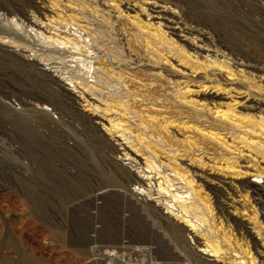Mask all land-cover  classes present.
<instances>
[{
	"label": "rangeland",
	"instance_id": "1",
	"mask_svg": "<svg viewBox=\"0 0 264 264\" xmlns=\"http://www.w3.org/2000/svg\"><path fill=\"white\" fill-rule=\"evenodd\" d=\"M249 186H264V0H0V264H124L84 253L123 242L162 264L214 246L217 264H264ZM113 191L148 237L71 241L70 208Z\"/></svg>",
	"mask_w": 264,
	"mask_h": 264
},
{
	"label": "water",
	"instance_id": "2",
	"mask_svg": "<svg viewBox=\"0 0 264 264\" xmlns=\"http://www.w3.org/2000/svg\"><path fill=\"white\" fill-rule=\"evenodd\" d=\"M96 204L92 205L95 211L83 217H80L78 211L84 204L70 208L66 222L67 234L71 241L86 245L95 238L119 241L125 236L137 240L148 237L149 232L142 225V221L132 213L131 202L121 199L118 192H111V198L105 197Z\"/></svg>",
	"mask_w": 264,
	"mask_h": 264
},
{
	"label": "built area",
	"instance_id": "3",
	"mask_svg": "<svg viewBox=\"0 0 264 264\" xmlns=\"http://www.w3.org/2000/svg\"><path fill=\"white\" fill-rule=\"evenodd\" d=\"M101 247L108 248L109 251L114 252L115 255L119 254L123 259L124 264H162L156 257L154 248L152 246L147 244L132 245L128 244L127 242H123L122 244L117 245L115 244L109 246H99L92 249H86L84 253H86L89 261L94 263L97 262V256L100 254L101 250L96 249H100ZM113 260L114 261L112 262V264H115L116 260L119 261V258ZM105 261H108V259H106Z\"/></svg>",
	"mask_w": 264,
	"mask_h": 264
},
{
	"label": "bare ground",
	"instance_id": "4",
	"mask_svg": "<svg viewBox=\"0 0 264 264\" xmlns=\"http://www.w3.org/2000/svg\"><path fill=\"white\" fill-rule=\"evenodd\" d=\"M27 21H29V20H27ZM176 23V22H175ZM129 151H131V150H129ZM127 153H128V151H127ZM188 185L190 186L191 185V183H190V180H189V183H188ZM249 187H251V193L253 194V195H256V196H258V197H260V198H264V186H262V187H254V186H249ZM190 188H192V185L190 186ZM191 192L193 193V195L195 194V192H193L192 191V189H191ZM219 207V206H218ZM219 209L221 210V211H224L225 210V206L224 205H221L220 204V207H219ZM193 238H194V240L195 241H197L198 239V237L196 236V235H194L193 236ZM197 244H199L198 242H197ZM211 248L210 247V245H207V243H204V246L202 247V252H206V248ZM211 250V252H210V254H212L213 256H215L214 258L215 259H213L212 261L211 260H207V259H205L206 261H205V264H217L218 263V261H217V258H219V256L221 255L220 254V251H219V248L217 247V246H214L212 249H210ZM263 250H264V248H263ZM201 254H203V253H201ZM204 255V254H203ZM263 258V257H262ZM220 260V262L221 263H219V264H226V260L225 261H223L224 259H219ZM262 261L264 262V258L262 259Z\"/></svg>",
	"mask_w": 264,
	"mask_h": 264
}]
</instances>
